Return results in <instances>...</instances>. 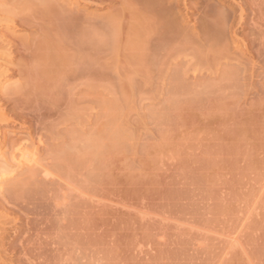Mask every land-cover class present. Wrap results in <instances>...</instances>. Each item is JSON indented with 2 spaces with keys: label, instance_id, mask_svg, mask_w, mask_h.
Returning a JSON list of instances; mask_svg holds the SVG:
<instances>
[{
  "label": "rangeland",
  "instance_id": "1",
  "mask_svg": "<svg viewBox=\"0 0 264 264\" xmlns=\"http://www.w3.org/2000/svg\"><path fill=\"white\" fill-rule=\"evenodd\" d=\"M224 1L233 5L235 15L239 13L235 3ZM254 2L259 8L260 0ZM80 3L86 7L82 11L94 16L92 19L104 23L109 15L119 18L115 25L118 46H113L117 50L107 48V52L114 53L106 54L108 64L103 63L104 67L98 64L102 74L100 69L96 72L95 65L96 80L89 78L91 74L88 78H71L65 73L69 69L63 73L71 79L62 76L56 80L63 71L55 70L58 62L65 58L61 65L76 64L74 47L69 48L71 42L69 47L66 41L65 46L62 44L70 49L67 52L73 50V58L69 53L73 62H67L69 56L64 53L61 61L55 60L62 49L53 55L55 61L53 51L45 53L48 57L51 54V61L43 57V47H39V52L44 60L34 57L38 50L34 51L36 44L31 41L42 32L48 40L45 37L44 41L53 42L43 21L36 19L35 24L40 21L39 25L33 23L32 27L25 25L27 22L19 24V20L8 29L0 25V35L12 40L7 45L10 57H0V64L6 67L2 82L21 84V90L16 87L17 95L0 94L6 121L0 122V139H7L2 151L10 157L9 141L15 137L40 146L32 173L18 174L15 190H7L6 185L4 196H0V202L10 200L8 208L4 202V208L0 207L12 218L7 226L13 241L6 250L9 261L264 264V32L256 34L264 25L260 26V17H253L255 9L250 10L251 15L245 12L249 10L246 6L243 16L248 21L236 25L232 29L235 32L230 34L241 48L238 55L242 63L222 59V67H214L218 69L207 64L194 69L196 61L190 49L182 52L181 57L177 54L175 59L169 58L181 66H175L179 71L177 77L172 74L175 78H166L163 72L165 78H160L162 73L155 66L142 65V61L138 64L135 59L137 65H145L140 68L129 60L133 54L139 55L134 44L136 53H132V42H128L136 23L132 19L134 13L122 8L121 0ZM185 5L180 8L184 24L198 28L202 14L195 0H186ZM249 17L259 18V31L254 28L256 25L249 24L256 23ZM92 21L91 26L88 24L90 31L94 27ZM101 24L96 23L92 31L96 32ZM97 31L99 37L110 38L107 32L112 30L108 29L106 34H102L105 30ZM256 35L258 42L254 40ZM43 38L42 35L40 39ZM42 40L37 46L41 42L44 46L46 42ZM104 55L100 59L99 55L93 57L98 62L106 60ZM225 61L237 67H224ZM52 66L56 72L50 69ZM48 70L55 72L52 78L60 86L48 75L52 73H46L49 79L46 78ZM171 70H166L169 76L174 72ZM42 75L48 81L42 80ZM97 80L103 82L98 86L99 82L90 83ZM51 85L56 89L52 90Z\"/></svg>",
  "mask_w": 264,
  "mask_h": 264
},
{
  "label": "bare ground",
  "instance_id": "2",
  "mask_svg": "<svg viewBox=\"0 0 264 264\" xmlns=\"http://www.w3.org/2000/svg\"><path fill=\"white\" fill-rule=\"evenodd\" d=\"M81 1L82 0H0V25L5 26L8 29L10 27H15L16 26L15 25L16 20H19V22L21 21L19 24H22V22H23V24H25L27 22L25 25H27L29 23L30 24L29 26L32 27V25L34 26L36 19L41 20V22L38 21V23L39 22L42 23V21H43V23H45V25H46V31H48V34H51L53 36V40H52L53 42L52 43L46 42V41H48L47 36L43 32L41 33L44 36L43 40L40 39L42 36L41 34H40L41 36H39V37L38 36L36 37V34H35L34 38L36 37L37 39L38 38L39 39L36 41L35 40L36 38L35 39L33 38L34 40L31 41V43L35 42L34 44H36V46L33 44L36 47L34 51L38 50V52L39 51L41 52L42 50H39V47H40V49H42L41 47H43L44 48L43 51L47 50V52L46 51L41 52V54L44 53L43 57H45V59H47L46 57H48V55L45 53H48L49 51H53L54 53L56 51H58V52L61 51L60 56H58L59 55V53H58V55H57L58 57H56V56L54 57V58H57L55 60H58V58L60 60L61 59L60 57L64 58L63 56H65V55L62 56V53L67 54L69 56L67 59H69L70 58L69 53L71 52L72 53L71 56H72L73 55L72 51L74 50V59L76 61L75 62L76 64L74 65V63L69 62V64L71 63V65L73 64V66L67 65V67H68L67 68L66 65H61L64 63L63 61H66V60H64L65 58L62 59L63 60L62 63L58 62V64H59L58 66L59 67L63 66L65 70L62 67L61 68L56 67L57 69L55 68V70H57V71H58V69L63 70V71H61L62 74H60V72L58 74L56 73L57 75L60 74V77L57 76V77H59V79H56V80H61L62 76H64L63 78L66 79V77L68 75H70L71 78H77V77L81 78L82 76H86V78H88L87 76L90 74L92 76H90L89 78L94 79L93 74H95V73H93V72L96 71L95 69L97 68L96 72H98V70L100 68L104 67L103 63H105L108 60L106 54L110 53V56H112V54L114 52H116V50H117L116 48L118 45L116 44L117 40H115V38L117 37L118 33H117V31H115V30H117L115 25H118L116 23L119 22L118 21L119 18L113 19V18H115V17H113L114 16L113 14H112V16L109 15V17L106 15L107 17H105V18H109V19H106V21L104 23H103L104 20L100 21L96 18L92 19L94 16L90 17V16H88L89 14L87 15V13L82 11V10L86 9V7L84 5H81L82 4V3H80ZM87 1L89 3V0H87ZM121 1L124 4V7L122 6L123 9L126 8V10H128V11L131 10L132 14L134 13V16L132 15V19L134 18L133 22L136 23V24H134L135 30L132 31V29H131V28H134L133 24H132V27L130 26L131 30H129V31L133 32L132 35L134 37L132 35H130L129 38L130 37L133 38L134 42L132 41L131 38L129 39L128 42L129 43L132 42V44L129 45V49L130 48L133 49V51L131 50L132 53H134L136 50V52H139V55L143 54L141 56L142 58L144 57V59L142 60V58L139 55L134 56V54L133 55L131 54L135 58L133 59V57L131 56L130 59H129V57H128V59L133 60L132 62H134L136 59L138 64L140 61H142L143 63L140 62V64H142V65L147 64V66H148V64H149L151 67L155 66L156 68H158L159 73H162V75L160 74L161 76L158 75V80H161V79H159V76H160V78L162 76L164 77L165 74H163V72L166 73V76H165L166 78H167V76L170 78L177 77V75H179V73H178L179 71H177V69H175V66L178 65V62L177 63L174 62V64H175L174 65L172 63V61H170V60L175 59L176 58L175 55L180 56V54L182 52L184 53V52L190 51V49H191L190 53L192 54L191 57L194 58L196 61L195 64L193 63L195 66L194 69L197 66H201V65H205V64H207L208 66L210 65L209 66L210 68H211V66L213 68L216 66L217 67L221 66L219 61H221L222 59H224V60L230 59V60H232V62H234L233 60H235L236 61L235 64H237V65H238L237 62L242 63V60H240L241 57L239 56L240 54L238 55V53H241V52H239L241 48L239 49V45L237 44V42L234 41L233 37L230 34L235 32V30H232V29H235L236 25L241 26V23L246 21L245 19H247V18L245 16H243L244 8L246 6L249 7V8L246 7V9H249V10H245V12L249 11L251 13L252 9H255L254 14H257L258 9L261 7V10H262V6L264 4V1L261 2V0H260V2H258V7L259 6L260 7L257 8V6H256L257 2L256 3L254 2L256 0H230L232 3H235V7H237V10H239V13L237 15H235L233 5L230 3H227L224 0H195V4L197 5L199 10L201 11L202 18H201L200 23L197 21V23L200 24L199 27L198 28L195 27L193 29L192 28L193 26L191 28H189L187 25L184 24V22H183L184 19L182 18L183 16H181V12H180V8L181 7L184 8L186 6L185 5L186 0H121ZM260 3H262V4H260ZM252 5L254 6V8L252 7ZM256 8H257V10H256ZM263 8H264V6H263ZM256 11H257V13H256ZM262 11H264V9ZM262 11H260V14L258 13L257 15H254L253 13H251V15L253 14V17L254 16L260 17L261 18L260 20L261 21L263 20L262 22H264V18H262L264 12H262ZM261 13H263L262 16H261ZM34 14L36 16H34ZM117 15H118V13H117ZM258 17H257V19L253 18L256 20V23L251 22V21H253V20H251L250 21L251 23H249V24L254 26L260 22V24H261L260 26H262V24L264 25V23H261L260 20H259V22H257V20L259 19ZM249 18L252 19L251 17H249ZM88 20L90 21V23H88L89 22ZM92 20H94L95 23ZM95 20L99 21V23L96 22ZM91 21L93 22L92 25L94 26V27L90 28L91 31L92 30L95 31L96 23L101 24L100 22H102L103 24H101L99 26L100 28L99 27L96 28V32H99V31H97V29H99L100 31L105 30L104 33L102 31L101 32H102V34H106L108 29H109V31L112 30V31H110L112 33L109 32V34H108V32H107V36H109L110 38L106 37V35H104V36L102 35L103 38L104 37L107 38V39H105V38L102 39L101 38L102 36L99 37V33H96L94 31H92L93 32L92 33L89 30V27L91 26L90 25ZM247 21H248V19H247ZM16 23H18V22H16ZM38 23L35 24V26L36 25L38 26L39 25ZM40 25L45 28L44 24H40ZM103 25H105L106 29L104 28ZM257 25H259V24H257ZM257 25L254 28L256 29V31L257 30L259 31L258 28H260V27L256 28ZM41 26H39V27H41ZM102 26H103V28H101ZM5 27H4V29H6ZM39 27H37V30L40 32V30L42 31V29H39ZM249 27H251V26H249ZM7 29H6V32H7ZM113 29H114V31H113ZM261 29L259 31L260 33H258V32L256 33L257 35L258 34L260 35L261 31L264 32V28L262 30ZM35 30H36V28H35ZM38 31H35V32H38ZM113 32H115L116 35ZM91 34L92 35L95 34L96 37L92 36ZM97 34H98V36H97ZM129 34H130V32H129ZM257 35H256V38L253 37L254 40H256V39L258 40L259 37L257 38ZM261 35L264 39V36H263L264 33ZM6 36H5V34L3 36L0 35V48H2V49H0V57H2L3 59L10 57V54H9L10 52H8L9 47L7 45L9 44L8 42L9 41L11 42L12 40H11V37H8V36L7 37L10 39L7 40L8 38H5ZM2 37H4V38H2ZM45 37H46V39H45ZM97 37H99V38H97ZM95 38H97V39H95ZM100 38L102 39L101 41L98 40ZM260 38H261V36H260ZM5 39L7 41H5ZM44 39L46 41H44ZM39 40L46 42L44 44V46L42 45V42H41V44H39V46H37V43ZM65 41L67 42L68 45L64 44V43H66ZM69 42H71L70 47H69V44H70ZM62 43L64 44V46L66 45L70 49H71V47H74V49L72 48L73 50H71L70 52H67L70 49H67L68 47L64 48ZM196 43H198L199 45H197ZM229 43H230V45H232L231 47H229ZM251 43L254 44L253 41ZM133 44L136 46L137 49L135 48V46H133ZM136 44H138V45H136ZM152 44H153V46H152ZM26 45H28V42ZM193 45H196L197 47L196 46L193 47ZM261 45H264V44H261ZM261 45L259 44V47H261ZM60 46H63V47H60ZM113 46L114 47L116 46V48H114ZM198 46H200V47H198ZM110 47L113 48V50H114V52L112 54H111L110 50H108L109 53L107 52V48L110 49ZM133 47L135 48V50ZM262 47H263V49H262ZM262 47L260 48V49H262L261 52H263V50H264V46H262ZM63 48H64L65 52H63ZM59 49H62V50L59 51ZM104 51H106V52H104ZM38 52H36V54H38V56L35 54V52L33 54V56L36 55V56H34V57H36V59L42 58V56L40 57V52L39 53ZM145 52H146V54H145ZM56 53L55 54L51 53L53 61H55L53 58V55H56ZM101 53L105 54L104 57L106 56L105 57L106 60L103 58V60H105L104 62L102 59L99 60L100 55H101V58L103 57V54H101ZM190 53H189V55H190ZM51 54H49V57L51 56ZM149 54H150V56H149ZM67 55H66V57H67ZM97 55H99V56H97ZM232 55H234V56H232ZM93 56L94 57L97 56V58H99L98 59L99 61L96 62L95 58ZM49 57L47 60L51 61V60H49ZM71 58H73V56ZM97 58H96V60H97ZM169 58H172V59H169ZM70 59L67 60V62L72 61ZM168 59L172 64L169 62L170 63V65H169ZM42 60H44V58H42ZM180 60H182V59H180ZM136 61L134 64L137 65ZM56 62L55 63L52 62V63L56 64ZM67 62H66V64H68ZM107 62H106V64H108ZM144 62H146V63H144ZM226 62L227 61H225V63L223 62L224 67H225V64H227V65L230 64V62H227V63ZM98 64H101L102 67H101V65L99 66ZM183 64H185V63H183ZM221 64H222V61H221ZM233 64L234 63L231 64L232 66H230V65L229 66L226 65V66L227 67H233ZM235 64H234V67H237V66H235ZM243 65L244 64H241L240 68H242ZM55 66H57V65H55ZM137 66L138 67L140 66V68L142 67L141 65H137ZM179 66H180V64H179ZM179 66H176V67H179ZM189 66L190 65H188V67ZM69 67H71V68H69ZM167 67L169 70L167 69ZM165 68L168 72H170V70L172 68L175 70H171L174 72H171V76H169L170 74L169 73H168L169 75L167 74V71L165 70ZM180 68H181V66H180ZM218 68H214V69H218ZM47 69H45V70H47ZM50 69L54 70L53 66ZM67 69H69V70L66 71ZM64 71H66L65 73L68 74L67 76H65L66 74L63 73ZM99 71L101 73V69ZM5 72H6V67H5V65L3 66V63H1L0 64V92H2V93H0V94H4V95L8 94V96H10L11 94L14 95L15 92L17 91V88H20V89H18V91L21 90V84H19V85L17 84V86H15V85L13 86V84H10V85L5 84L7 81L2 82V79L5 78L4 77ZM55 72H53V71L51 72L48 70V72L46 71L45 74L46 73H52L51 75L50 74H48V75L51 77V79L54 78V81L57 82L55 80V77L52 78V76L55 74ZM221 72L223 73V71H221ZM101 74L99 75V77L104 78V76H105L104 73H103L104 76L103 75L101 76ZM172 74L175 75V77ZM38 75H39V73H38ZM45 76L47 79H49L48 78L49 76L47 77V74ZM147 76H149V75H147ZM42 78H41L42 80L45 79L44 75H42ZM71 78H69V76H68V79H71ZM101 78H99V79L101 80ZM47 79H45V80H47ZM96 79H98L97 76H96ZM96 79H94V80H96ZM36 80H39V79L37 78ZM100 80L94 81L95 83L94 82H90V83L91 84L93 83L94 85H96V83L99 82V84H97V86H98L101 84V82L104 81L103 79H102L103 81H100ZM36 83L38 84V82H36ZM41 84H43V82ZM58 85L59 84L57 82V86ZM104 85H105V83L103 84V86ZM54 86H55V84H54ZM51 88H52V90H53V88L56 89L53 86ZM58 88L59 87H57V89ZM104 88L105 87H101V89H103V90H104ZM34 89H36V87ZM34 89L31 91L34 92ZM38 91H41V89ZM30 94H31V92H30ZM32 94H36V93H32ZM16 95H17V92H16ZM35 96L36 95H34V97ZM2 121H3V123L6 124V121L3 118V113H2L1 105H0V122H2ZM13 136H12V138H13ZM5 140H7V139L6 138L0 139V196H4L3 193L5 192V189H6L5 187H7V186L12 187L10 189L8 187L7 190H13V189L15 190V185L17 184L15 181H17V179H18V174L20 176V175H24L26 173H32L31 171L34 170L35 165L38 163L37 156L40 155V154H38V152L40 151V150H38V148L40 147L38 145V143L30 142V141L28 143H26L27 139L24 142L22 140V138H16L15 137L14 139H11V141H9L11 152H10V157L7 158L6 156H4V153L2 151V148L5 147V142H6ZM41 170L46 171L43 169H41ZM44 174H46V173L44 172ZM15 176H17V178ZM14 177H15V179H14ZM12 183L14 184V186H10V185H12ZM3 186H4V189H3ZM3 199H5V198H3ZM6 200H8V199H5V201ZM2 201L4 202V200H2ZM3 202H0V207L2 209L4 208L5 205H6L5 207H7V203L10 202V200L4 202V204L6 203L5 205L3 204ZM8 204H10V203H8ZM11 220H12V218L7 212L0 211V264H12V262L9 261V259H8L10 256L8 257L7 256L8 254L6 253L7 248L9 246L11 247V241H12L10 234H8V232H7V230L9 229V227H7V226L11 225V222H12ZM25 249L27 250L28 248H25ZM32 251H33V249H32ZM24 259H26V258H24ZM36 259H38V258H36Z\"/></svg>",
  "mask_w": 264,
  "mask_h": 264
}]
</instances>
